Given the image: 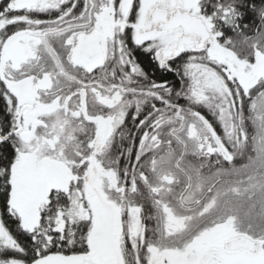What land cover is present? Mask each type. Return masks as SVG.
<instances>
[{
    "label": "snow or ice",
    "instance_id": "snow-or-ice-1",
    "mask_svg": "<svg viewBox=\"0 0 264 264\" xmlns=\"http://www.w3.org/2000/svg\"><path fill=\"white\" fill-rule=\"evenodd\" d=\"M0 264H264V0H0Z\"/></svg>",
    "mask_w": 264,
    "mask_h": 264
},
{
    "label": "trees",
    "instance_id": "trees-1",
    "mask_svg": "<svg viewBox=\"0 0 264 264\" xmlns=\"http://www.w3.org/2000/svg\"><path fill=\"white\" fill-rule=\"evenodd\" d=\"M153 78L156 79L157 77H153ZM168 79H169V81L175 82V78L172 76H169ZM207 115H208V118H210V115L209 114H207Z\"/></svg>",
    "mask_w": 264,
    "mask_h": 264
},
{
    "label": "rangeland",
    "instance_id": "rangeland-1",
    "mask_svg": "<svg viewBox=\"0 0 264 264\" xmlns=\"http://www.w3.org/2000/svg\"><path fill=\"white\" fill-rule=\"evenodd\" d=\"M182 103H183V101H182ZM203 114H205V115H206V117L208 118V115H207L208 113H207V111H206V110L204 111V113H203ZM209 115H210V114H209ZM209 119L211 120V119H212V117L210 116V118H209Z\"/></svg>",
    "mask_w": 264,
    "mask_h": 264
},
{
    "label": "flooded vegetation",
    "instance_id": "flooded-vegetation-1",
    "mask_svg": "<svg viewBox=\"0 0 264 264\" xmlns=\"http://www.w3.org/2000/svg\"><path fill=\"white\" fill-rule=\"evenodd\" d=\"M181 103H182V101H181Z\"/></svg>",
    "mask_w": 264,
    "mask_h": 264
}]
</instances>
